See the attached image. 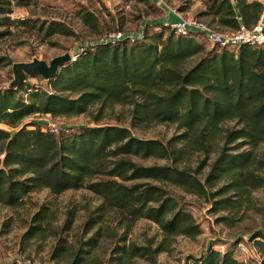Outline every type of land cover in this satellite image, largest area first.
Wrapping results in <instances>:
<instances>
[{
	"label": "trees",
	"instance_id": "1",
	"mask_svg": "<svg viewBox=\"0 0 264 264\" xmlns=\"http://www.w3.org/2000/svg\"><path fill=\"white\" fill-rule=\"evenodd\" d=\"M9 5V0H0L2 26L11 23ZM263 14L262 1L207 0L195 17H205L211 27L225 31L252 27ZM82 18L95 21L89 12ZM155 24L153 28L160 29L151 32L147 24L145 37L134 42L84 45L47 81L49 89L25 81L0 90L1 204L18 206L43 188L55 194L87 188L102 200L97 214L86 222L89 231L99 227L85 241L95 247L111 212L120 214L125 227L141 218L153 221L167 238L199 235L194 215L165 184L217 197V211L237 208L244 194L264 186V154L259 152L264 145V47L207 49L200 33L181 35L169 24ZM47 29L48 35L66 32L59 22ZM7 33L0 31V37ZM28 76L43 79L36 72ZM116 105L132 106L131 127L171 123L178 132L165 142L138 136L126 125L101 123L105 111ZM94 109L95 124L75 129L54 131L44 123L24 122L32 115L70 117ZM148 160L165 163H145ZM223 181L216 191L209 190ZM47 212L35 215L31 235L44 234ZM252 241L264 264V231L254 233ZM237 243L223 251L210 246L185 264H245L235 255ZM63 246L57 244L52 256L58 257ZM121 250L134 257L166 247L132 245ZM85 260L77 254L70 264Z\"/></svg>",
	"mask_w": 264,
	"mask_h": 264
},
{
	"label": "rangeland",
	"instance_id": "2",
	"mask_svg": "<svg viewBox=\"0 0 264 264\" xmlns=\"http://www.w3.org/2000/svg\"><path fill=\"white\" fill-rule=\"evenodd\" d=\"M9 1L10 11L6 15L10 17L11 23L7 26L0 24V31H8L0 37V90L10 87L14 78L12 65L15 62L31 61L34 57L50 62L54 57L67 52L76 56V52L84 45L100 41L107 31L121 30L136 34L151 24L150 31L153 32L156 31L154 29H160L153 26L157 25L155 22H162V14L165 13L152 0ZM163 1L186 17L197 16L205 9L207 2ZM258 1L264 3V0ZM84 12L93 14L95 21L85 22L82 18ZM199 18L208 21L205 17ZM52 22H59L66 32L48 35L47 28ZM200 41H205L207 49L212 47L204 38ZM26 81L49 89L47 80L28 76ZM131 109L130 105H116L107 109L101 123L131 127ZM96 112L97 109H94L93 113L70 117L32 115L24 122L44 123L57 131L75 129L82 125H94L93 116ZM226 125L232 126L233 123ZM131 128L138 136L158 138L165 142L178 132L176 125L171 123L157 124L147 129ZM259 152L264 154V145ZM145 163L163 164L165 161L148 160ZM204 175L201 177L204 178ZM226 182L210 186L209 190L216 191ZM165 187L194 215L202 230L196 237L177 235L167 238L155 222L145 218L136 220L131 228L125 227L119 219L120 214L111 212L108 222L101 226V235H97L98 244L91 247L85 241L99 227L95 226L89 231L90 224L86 222L90 216L97 214L94 211L102 201L101 198L87 188L67 190L61 194L43 188L28 194L18 206L0 203V264H70L77 254L85 257V264H185L190 256L199 257L210 246L223 251L240 241L244 242L248 250L240 252L237 243L236 257L250 264L261 263L262 256L252 241V235L264 231V186L244 194L237 208L230 211L214 209L213 201L217 197L188 193L171 184H165ZM228 195L234 199L240 197L234 193ZM39 211H48L44 222L45 231L42 236H33L29 229ZM57 244L64 246L60 255L53 257ZM159 244L166 247V250L146 256L128 257L121 250L122 247L127 249L132 245L155 249Z\"/></svg>",
	"mask_w": 264,
	"mask_h": 264
},
{
	"label": "built area",
	"instance_id": "3",
	"mask_svg": "<svg viewBox=\"0 0 264 264\" xmlns=\"http://www.w3.org/2000/svg\"><path fill=\"white\" fill-rule=\"evenodd\" d=\"M163 4H166L163 0H159ZM170 12L176 16V19L172 22H165V24L171 25V27L181 35H189L194 33H200L204 38L212 45H219L220 47H239L243 44H247L252 47H264V14L260 17L259 21L252 27L246 25H240L236 30L220 31L211 27L206 21L198 17H186L181 11L176 8L169 7ZM145 37L144 29L136 34H128L124 31H107L105 32L99 42H111L116 43L125 39H129L134 42ZM84 47L81 48L83 50ZM80 50V51H81ZM75 58V56H72ZM52 130L57 131L54 127ZM3 156V155H1ZM237 248L240 252H247V246L244 242L240 241L237 244ZM245 264H250L246 260H243Z\"/></svg>",
	"mask_w": 264,
	"mask_h": 264
},
{
	"label": "water",
	"instance_id": "4",
	"mask_svg": "<svg viewBox=\"0 0 264 264\" xmlns=\"http://www.w3.org/2000/svg\"><path fill=\"white\" fill-rule=\"evenodd\" d=\"M70 60H72V55L67 52L54 57L50 62L38 57H34L31 61L27 62H15L12 65L14 78L8 88H17L19 85L23 84L27 80L30 72H36L44 80L48 81L54 77L60 68Z\"/></svg>",
	"mask_w": 264,
	"mask_h": 264
},
{
	"label": "crops",
	"instance_id": "5",
	"mask_svg": "<svg viewBox=\"0 0 264 264\" xmlns=\"http://www.w3.org/2000/svg\"><path fill=\"white\" fill-rule=\"evenodd\" d=\"M152 2L157 4V6L161 10L165 11V13L162 14V16L164 17L161 20L162 22H164V21L166 22V20H169V22H172V21H174L176 19V16L170 12V8H169V6L167 4H163L159 0H152Z\"/></svg>",
	"mask_w": 264,
	"mask_h": 264
}]
</instances>
